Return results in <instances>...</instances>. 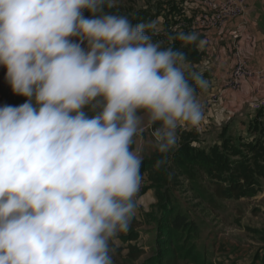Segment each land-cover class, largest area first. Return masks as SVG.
<instances>
[{"label": "clouds", "instance_id": "1", "mask_svg": "<svg viewBox=\"0 0 264 264\" xmlns=\"http://www.w3.org/2000/svg\"><path fill=\"white\" fill-rule=\"evenodd\" d=\"M105 4L0 0V66L28 98L0 107V264H113L110 241L146 207L143 157L132 147L140 113L159 122L157 167L177 130L204 118L183 53L152 42L155 22L133 25Z\"/></svg>", "mask_w": 264, "mask_h": 264}, {"label": "crops", "instance_id": "2", "mask_svg": "<svg viewBox=\"0 0 264 264\" xmlns=\"http://www.w3.org/2000/svg\"><path fill=\"white\" fill-rule=\"evenodd\" d=\"M200 8V0H106L104 11L125 16L133 25L155 22L158 31L146 30L152 42L159 43L161 49L172 48L183 53L185 76L195 88L204 118L198 128H179L177 135L180 140L184 133H196L198 139L192 146L209 154L215 149L223 151L225 143H230L229 147H237L241 143L246 144L261 135L264 136V109L260 112L251 108L252 103L264 101V0H248L242 18L222 29L212 31L196 30L191 15ZM234 30L243 32L239 41L242 56L258 72L257 78L244 80L237 90L226 87L227 78L236 64L235 41L231 37ZM181 32L197 34L198 40L192 43L193 47L176 38ZM200 41H205L203 47H198ZM193 73L207 82L206 88L196 84L192 79ZM156 123L151 122V135L157 128ZM256 125L263 128L262 134L255 130ZM229 155L232 159L242 158L241 154ZM217 180L214 177L208 181L207 176L201 179L208 184ZM210 188L213 189L212 185ZM255 190L253 197L245 199H253L260 194L264 196V179L259 181ZM256 246L252 242L251 248L256 249ZM258 259L263 262L256 261V264H263L264 254H254L251 262Z\"/></svg>", "mask_w": 264, "mask_h": 264}, {"label": "rangeland", "instance_id": "3", "mask_svg": "<svg viewBox=\"0 0 264 264\" xmlns=\"http://www.w3.org/2000/svg\"><path fill=\"white\" fill-rule=\"evenodd\" d=\"M89 14L84 12L86 17H89ZM85 111L87 114L94 113L89 108ZM141 116L144 131L134 138L132 147L139 148L143 157L141 174L145 179L140 195L145 197L146 207L142 205L138 208L134 217L136 225H130L127 232L119 233L110 241L113 264H145L162 248L156 242V235L157 224L165 214L161 209L166 199L165 193H169L174 198L178 210L188 215L198 226L199 234L195 240L197 260L189 264H256V261L262 263L260 259L254 263L251 260L254 254H264L263 194L240 201H217L210 206L202 200H197L190 184L185 178L177 177L178 174L169 178L171 184L168 186L167 182L164 184L153 181L164 174L159 172L158 167H151V157L159 151L155 137L151 135V121L146 114ZM170 164L177 172L172 162ZM155 172L160 175L156 176ZM208 185L205 183L206 187ZM252 242L257 244L256 249L251 248ZM131 252L134 254L131 255Z\"/></svg>", "mask_w": 264, "mask_h": 264}, {"label": "trees", "instance_id": "4", "mask_svg": "<svg viewBox=\"0 0 264 264\" xmlns=\"http://www.w3.org/2000/svg\"><path fill=\"white\" fill-rule=\"evenodd\" d=\"M81 46L87 49L86 42ZM194 53L196 54V51ZM6 75V67L0 66V107L5 105L18 107L27 102V97L13 92ZM260 112L263 111L260 110ZM88 115L92 116L94 113ZM156 124L158 127L159 122ZM255 130L263 133V128L259 125L255 126ZM197 139L196 133L182 134L177 144L178 147L167 154L168 162L158 167L159 172H162L164 176L153 181L164 184L167 182L168 186L171 184L172 176L178 174L177 177L185 178V181L190 184L191 191L196 194V199L202 200L204 204L210 206H213L217 201L241 200L251 198L256 194V190L253 188L255 189L259 181L264 179V136L261 135L246 144L241 143L237 147H229L230 143H225L223 151L215 149L209 154L192 146ZM229 153L241 154L242 158L232 159ZM161 159H163V154L160 152L154 154L151 157V162H153L151 167L157 169V162ZM171 162L178 170L177 172L173 170V167L171 168ZM155 173L156 176L160 175L158 172ZM204 176H207L208 181L214 177L218 178L217 182L211 184L212 190L211 186H208L210 188L208 190L205 183L201 181ZM164 197L166 199L162 203L161 209L165 214L157 224L156 235V242L162 248L157 251L154 258L147 260L145 264L194 263L197 260L195 240L199 234L198 226L188 215L178 210L173 201L174 198L169 193H165ZM135 223L136 220L133 218L130 225H136ZM133 254L131 252V255Z\"/></svg>", "mask_w": 264, "mask_h": 264}, {"label": "built area", "instance_id": "5", "mask_svg": "<svg viewBox=\"0 0 264 264\" xmlns=\"http://www.w3.org/2000/svg\"><path fill=\"white\" fill-rule=\"evenodd\" d=\"M176 1L180 2L181 0ZM200 1L201 8L191 16L194 19L196 30L205 31L222 29L235 20L242 18L246 12L248 2V0ZM242 36L243 32L241 30L231 32V37L235 41L236 64L227 78L226 87L233 90L239 89L244 80H252L258 76V72L251 68L242 56L239 46ZM251 108L255 111L263 110L264 101L252 103Z\"/></svg>", "mask_w": 264, "mask_h": 264}]
</instances>
